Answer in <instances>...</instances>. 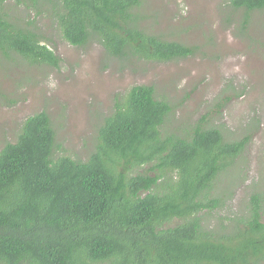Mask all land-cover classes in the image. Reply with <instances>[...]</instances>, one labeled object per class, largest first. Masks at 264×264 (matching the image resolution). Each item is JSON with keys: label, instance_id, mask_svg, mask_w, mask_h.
Instances as JSON below:
<instances>
[{"label": "trees", "instance_id": "1", "mask_svg": "<svg viewBox=\"0 0 264 264\" xmlns=\"http://www.w3.org/2000/svg\"><path fill=\"white\" fill-rule=\"evenodd\" d=\"M142 2L0 0V51L60 66L33 19L9 13L33 7L76 47L98 40L123 60L193 55L140 25ZM225 6L244 10L246 30L264 0ZM173 111L153 86H132L95 127L85 160L58 153L46 111L28 116L0 149V264H264V182L213 222L232 194L220 189L223 173L238 168L251 136L233 140L208 115L175 127Z\"/></svg>", "mask_w": 264, "mask_h": 264}, {"label": "rangeland", "instance_id": "2", "mask_svg": "<svg viewBox=\"0 0 264 264\" xmlns=\"http://www.w3.org/2000/svg\"><path fill=\"white\" fill-rule=\"evenodd\" d=\"M225 3L143 0L137 11L148 33L196 47L193 55L168 61L111 57L98 40L70 45L33 7L12 8L9 13L25 23L31 17L32 26L52 40L61 63L56 68L0 51V149L17 140L28 116L46 111L62 146L58 153L85 160L95 127L111 113L116 96L151 85L172 104L175 127L208 115L233 140L251 136L238 168L223 173L220 189L232 194H225L228 201L213 222L237 211L264 182V10L252 13L245 30L244 10ZM257 118L261 123L252 128Z\"/></svg>", "mask_w": 264, "mask_h": 264}]
</instances>
